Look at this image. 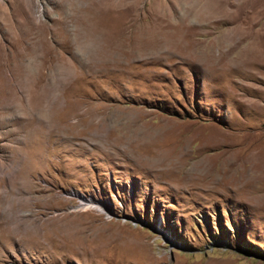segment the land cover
Here are the masks:
<instances>
[{
    "label": "rangeland",
    "instance_id": "374dc122",
    "mask_svg": "<svg viewBox=\"0 0 264 264\" xmlns=\"http://www.w3.org/2000/svg\"><path fill=\"white\" fill-rule=\"evenodd\" d=\"M0 264H264V0H0Z\"/></svg>",
    "mask_w": 264,
    "mask_h": 264
},
{
    "label": "bare ground",
    "instance_id": "6f19581e",
    "mask_svg": "<svg viewBox=\"0 0 264 264\" xmlns=\"http://www.w3.org/2000/svg\"><path fill=\"white\" fill-rule=\"evenodd\" d=\"M46 93V92H45ZM47 95H48V93H47ZM43 96H40V97H35L34 96V98H32V104H34L35 106H37L38 104H39V101H41L43 98H42ZM48 98V97H47ZM44 100H45V98H44ZM14 103H17V101H15ZM19 103V102H18Z\"/></svg>",
    "mask_w": 264,
    "mask_h": 264
}]
</instances>
